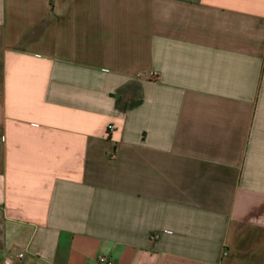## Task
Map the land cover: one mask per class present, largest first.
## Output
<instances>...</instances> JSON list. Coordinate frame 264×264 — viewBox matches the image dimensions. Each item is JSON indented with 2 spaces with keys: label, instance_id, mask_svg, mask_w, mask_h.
<instances>
[{
  "label": "crops",
  "instance_id": "obj_1",
  "mask_svg": "<svg viewBox=\"0 0 264 264\" xmlns=\"http://www.w3.org/2000/svg\"><path fill=\"white\" fill-rule=\"evenodd\" d=\"M18 251L264 264V0H0V260Z\"/></svg>",
  "mask_w": 264,
  "mask_h": 264
},
{
  "label": "built area",
  "instance_id": "obj_2",
  "mask_svg": "<svg viewBox=\"0 0 264 264\" xmlns=\"http://www.w3.org/2000/svg\"><path fill=\"white\" fill-rule=\"evenodd\" d=\"M151 77L152 79H156L157 75L155 73H152ZM25 257H26L25 252L18 251L0 260V264H22ZM98 261L99 264H114V260L106 256H101ZM38 264H43V263L39 262Z\"/></svg>",
  "mask_w": 264,
  "mask_h": 264
}]
</instances>
